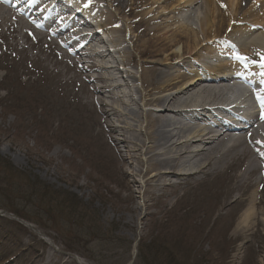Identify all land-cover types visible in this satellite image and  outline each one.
<instances>
[{
	"label": "bare ground",
	"instance_id": "obj_1",
	"mask_svg": "<svg viewBox=\"0 0 264 264\" xmlns=\"http://www.w3.org/2000/svg\"><path fill=\"white\" fill-rule=\"evenodd\" d=\"M12 1L0 0V26L15 36L34 38L33 44L53 49L60 62L76 70L77 77L68 79L75 81L81 106L92 114L91 140L112 154L107 160L113 166L110 177L126 181L130 195L158 193L165 198L176 195L185 181L206 187L221 180L229 187H210L199 195V210L210 214L223 202L210 199L235 196L244 210L231 235L241 239L260 233L264 0H91L89 7L82 0H65L64 5H77L70 19L56 9L61 0H31L23 8L26 0ZM36 3L39 11L34 13ZM230 48L242 62L218 60ZM231 102L237 103L233 108L242 127L219 118ZM214 111L224 113H216L217 124L205 115ZM78 188L85 192V183ZM137 210L132 206L122 223L133 228ZM195 216L192 212L186 220L195 224ZM51 256L48 252L42 264Z\"/></svg>",
	"mask_w": 264,
	"mask_h": 264
},
{
	"label": "rangeland",
	"instance_id": "obj_2",
	"mask_svg": "<svg viewBox=\"0 0 264 264\" xmlns=\"http://www.w3.org/2000/svg\"><path fill=\"white\" fill-rule=\"evenodd\" d=\"M33 41L0 26V264H42L48 252V264H264V227L241 239L231 235L244 210L235 196L210 199L223 201L210 214L199 210V195L229 187L221 180L206 187L185 181L165 198L135 197L126 181L110 177L112 154L91 140L92 114L68 79L76 70ZM205 113L215 121L223 112ZM132 206L138 214L130 228L122 221ZM192 212L195 224L186 220Z\"/></svg>",
	"mask_w": 264,
	"mask_h": 264
}]
</instances>
